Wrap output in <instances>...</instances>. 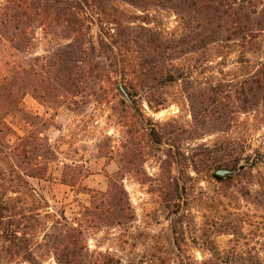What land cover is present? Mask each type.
<instances>
[{"label": "rangeland", "instance_id": "obj_1", "mask_svg": "<svg viewBox=\"0 0 264 264\" xmlns=\"http://www.w3.org/2000/svg\"><path fill=\"white\" fill-rule=\"evenodd\" d=\"M5 3L0 0V68H10L13 56L45 54L72 36L51 17L43 31L40 21L29 23V11L17 16L12 8H3ZM169 6L145 12L109 0L85 6L81 37L96 41L98 36H121L130 44L122 58L124 71L92 78L84 90L94 95L84 106L54 107L30 94L21 99L20 110L6 117L14 131L22 135L35 129V116L47 120L42 132L57 144L60 161L77 160L87 171L79 188L61 184L55 165L46 177L29 184L47 202L44 210H63L90 224L91 251L109 252L121 264H264V197L257 199L252 191L253 177L258 170L264 174V163L240 171L234 167L237 174H228L229 180L213 177L239 153L249 156L248 164L264 157V100L241 110L235 95L258 58L254 49L229 42L184 46L173 61L149 63L153 52L145 47L148 40L159 33L167 45L178 47V39L195 25ZM36 10L42 14L41 8ZM28 24H33L34 40L15 41ZM165 73L183 75L167 79ZM116 171L130 207L119 225L110 223L116 215L107 211L115 201L109 197L100 203L102 198L94 201L88 193L105 192ZM105 215L110 219L103 220ZM41 234L39 230V238ZM34 255L36 264H56L43 246ZM3 262L29 264L7 256Z\"/></svg>", "mask_w": 264, "mask_h": 264}, {"label": "trees", "instance_id": "obj_2", "mask_svg": "<svg viewBox=\"0 0 264 264\" xmlns=\"http://www.w3.org/2000/svg\"><path fill=\"white\" fill-rule=\"evenodd\" d=\"M91 1L93 0H6L3 5L4 9L12 8L17 16H26L29 11V23L40 21L43 31L49 17L56 19L66 26L72 36L66 42H57L45 54L13 56L15 60L10 68H0V264H4L6 256L36 264L34 249L41 246L50 252L56 264H121L109 252L91 251L87 244L90 224L76 215L66 216L63 210L55 213L44 210L48 208L47 202L29 184L30 179L46 177L51 166L55 165L60 168L61 184L71 189L79 188L87 174L84 165L77 160L60 161L61 152L57 144L51 143L42 132L47 120L35 116L32 119L37 121V127L19 135L6 119L13 111L20 110V101L26 94L54 107L78 104L84 106L90 95H94L84 90L92 78L96 76L101 79L124 71L122 58L128 52L126 48L130 44L122 40L121 36L113 38L107 34L108 37L98 36L96 41H87L81 37L83 20L88 15L84 8ZM109 1L135 6L143 12L153 6L169 4L176 15L195 22L189 35L178 39V47L167 45L159 33L157 37L155 35V38L148 40L145 47L153 52L149 63H155L158 59L173 61L177 59L176 55L182 53L184 46L196 49L206 48L213 43L234 42L243 49H254L258 58L257 67L252 74L241 78L235 95L242 105L241 110H245L248 104L254 109L257 103L264 100V0ZM37 7L41 8V15L36 12ZM38 17H42L41 20ZM31 25L33 24H28L27 29L22 30V37L17 34L15 41L32 42L34 32ZM122 26L119 24L117 27ZM29 32L31 37L27 38ZM109 59L112 62L107 64ZM246 61L248 62L247 59ZM182 75L178 73L175 77L165 73L167 79H180ZM123 76L121 75L122 80ZM120 105H123V101H120ZM256 156L261 155L256 153ZM254 159L253 164H248L249 156L243 157L239 153L223 162V169L228 168L237 174L234 167H238L240 171L254 169L258 163H264V157L262 160ZM240 161L243 163L240 164ZM119 176L120 171H116L108 177L105 192L88 190L94 201L99 197L102 198L100 203H104L109 197L115 201V204H109L107 210L116 215L111 218L110 223L113 225H119L120 217L124 216V212L130 211L127 194ZM213 177L218 181L231 179V175L219 177L215 172ZM253 178L252 191L260 199L264 197V174L258 170ZM93 208L99 207L93 205ZM102 219L110 217L105 215ZM39 230L42 231L41 238L38 236ZM262 247L264 251V242ZM201 264L216 263L205 260Z\"/></svg>", "mask_w": 264, "mask_h": 264}, {"label": "water", "instance_id": "obj_3", "mask_svg": "<svg viewBox=\"0 0 264 264\" xmlns=\"http://www.w3.org/2000/svg\"><path fill=\"white\" fill-rule=\"evenodd\" d=\"M119 88H120L121 92L124 94V96H126L123 88L121 86H119ZM231 173H232V171L227 170V169H219V170H216L215 171V174L217 176H219V177H223V176L228 175V174H231Z\"/></svg>", "mask_w": 264, "mask_h": 264}]
</instances>
